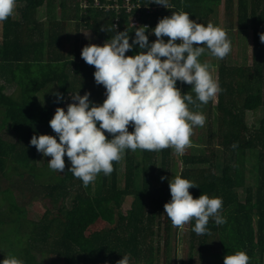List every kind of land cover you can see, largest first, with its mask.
<instances>
[{
    "label": "trees",
    "instance_id": "1",
    "mask_svg": "<svg viewBox=\"0 0 264 264\" xmlns=\"http://www.w3.org/2000/svg\"><path fill=\"white\" fill-rule=\"evenodd\" d=\"M96 1L0 0V264H41L46 255L63 264H154L159 252L163 264H192L194 254L204 264H264V0H151L159 6L149 14L150 0H139L140 26L123 14L117 28L111 0ZM81 26L109 43L82 49ZM216 29L249 32L250 63L217 65ZM120 65L135 76L116 77ZM183 65H217L216 78L182 79ZM134 85L144 102L133 114ZM172 109L184 121L207 113L205 154L181 155L176 181ZM259 110L257 126L248 125L246 112ZM41 148L48 154L38 166ZM256 151L258 167L251 160L244 170L245 152ZM12 176L43 188L40 219L26 218ZM180 216L188 220L186 261L169 241Z\"/></svg>",
    "mask_w": 264,
    "mask_h": 264
},
{
    "label": "rangeland",
    "instance_id": "2",
    "mask_svg": "<svg viewBox=\"0 0 264 264\" xmlns=\"http://www.w3.org/2000/svg\"><path fill=\"white\" fill-rule=\"evenodd\" d=\"M43 9V8H42ZM39 9L37 17L40 20L44 19L45 10ZM74 34V32L72 33ZM73 36V35H72ZM71 43H75L74 40ZM78 46L82 49L90 50V51H99L101 45L107 44L109 42H103L100 40L91 30V28L82 27L79 30V38H78ZM215 52H214V61L216 64L225 63L227 65H240L242 63H250V46L251 39L249 36V32L245 33L243 31H229L226 29L224 33L220 32L218 29L215 35ZM209 54V53H208ZM211 54V52H210ZM209 54V55H210ZM217 65L209 67L202 66L201 68L189 67L187 65L181 66V77L182 79H193V78H204V79H215L217 75ZM114 75L120 79H130L135 76L134 71L129 66L120 65L117 69L114 70ZM11 89H7L6 93H10ZM130 102L128 106V112L135 113L138 106L143 103V88L134 85V87L130 91ZM43 102L51 103V97L47 94H40ZM71 95H68L63 104L62 110H66L70 103L73 102ZM261 111L256 112H246V122L248 125L257 126L258 119L261 117ZM57 114L54 116L53 128L51 130V136L55 141H57L58 135V127H57ZM207 117V113L201 111L196 115L192 120L184 121L180 117L179 111L172 109L170 111L168 122H169V134L171 141L173 143V149L175 150L172 154V164H171V179L173 181L177 180L179 170L182 166L180 161V156L184 154H194V155H202L205 154V144L202 141L203 139V129L206 127L204 124V120ZM211 118V117H210ZM212 122V119H211ZM162 127V126H161ZM198 127H201V130H198ZM202 127H204L202 129ZM214 130H216V123H214ZM92 128L87 127L85 130L84 141L88 146L87 160L89 158V166L90 168H94L95 163V144L91 142ZM160 133H164L165 130L159 129ZM4 137L10 138L9 135L4 134ZM204 140V139H203ZM216 143V141H214ZM221 149L217 147V159L219 163V167L221 164L222 157L220 155ZM258 152H245L244 159V170L251 168L250 162L253 160L255 166L258 167L257 163V154ZM46 152L41 148L39 149L36 157V163L38 166L44 165V158L47 157ZM120 170H123V165L120 162ZM206 165H201L200 167H205ZM196 167V166H194ZM95 170V169H94ZM255 173L258 171L254 170ZM255 175V174H253ZM92 180L94 178V172H91ZM248 177H245V183L248 184ZM13 183V194L17 197L18 203L22 200V205H25L26 209V218L29 220H38L43 216V213L48 207L47 201H44L42 198V194H44V190L42 187L38 186H30V181L25 178H20L18 176H12ZM239 193L240 199L243 201V197L245 195L244 188L236 189ZM129 198L126 199L125 205L129 203ZM6 203L3 200H0V207H5ZM180 224L176 226L175 223H172L171 228V237H170V246H171V254L176 248V259L177 261L183 259L187 260L189 254L191 253L189 249V230H188V220L183 219V216H180ZM174 222V221H173ZM176 232V235H175ZM216 237V235H215ZM215 237L213 238V247L215 250L219 247L218 242L215 241ZM212 248L210 249V251ZM203 254H208L203 250ZM159 255V256H158ZM157 256L153 259L154 264H163L162 263V254L159 252ZM197 254H194L192 264H204L200 263L198 260ZM41 264H63L62 260L58 258V256L54 255H46L40 258ZM228 261L231 263L234 259L229 258ZM179 263V262H178Z\"/></svg>",
    "mask_w": 264,
    "mask_h": 264
},
{
    "label": "built area",
    "instance_id": "3",
    "mask_svg": "<svg viewBox=\"0 0 264 264\" xmlns=\"http://www.w3.org/2000/svg\"><path fill=\"white\" fill-rule=\"evenodd\" d=\"M95 4H98V1L95 0ZM159 5H152L151 0L149 1V4L144 5L146 14L151 13L155 8H157ZM106 9L114 10L118 15H120V12L123 11L125 15L129 18V24L131 27H139L140 26V11L141 5L139 4V0H111L110 4H107ZM120 18L115 17L114 21V28H117L118 22ZM143 27H148V24L145 22L143 24ZM180 60L178 63L180 64Z\"/></svg>",
    "mask_w": 264,
    "mask_h": 264
},
{
    "label": "crops",
    "instance_id": "4",
    "mask_svg": "<svg viewBox=\"0 0 264 264\" xmlns=\"http://www.w3.org/2000/svg\"><path fill=\"white\" fill-rule=\"evenodd\" d=\"M123 14H125L123 11L120 12V15L123 16ZM120 15H118L116 12H115V17H119L120 18ZM129 21V18L127 17V22ZM130 26V24H129ZM131 27V26H130ZM229 31H232V30H229ZM216 32H217V29H216ZM216 32H215V35H216ZM221 32V31H220ZM215 40V39H214Z\"/></svg>",
    "mask_w": 264,
    "mask_h": 264
}]
</instances>
